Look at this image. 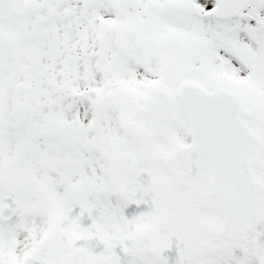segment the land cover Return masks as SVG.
I'll return each mask as SVG.
<instances>
[{
	"label": "snow or ice",
	"instance_id": "6c2138e0",
	"mask_svg": "<svg viewBox=\"0 0 264 264\" xmlns=\"http://www.w3.org/2000/svg\"><path fill=\"white\" fill-rule=\"evenodd\" d=\"M0 264H264V0H0Z\"/></svg>",
	"mask_w": 264,
	"mask_h": 264
}]
</instances>
